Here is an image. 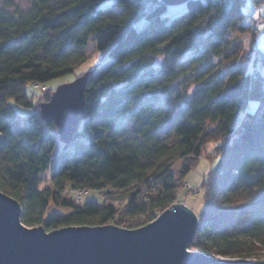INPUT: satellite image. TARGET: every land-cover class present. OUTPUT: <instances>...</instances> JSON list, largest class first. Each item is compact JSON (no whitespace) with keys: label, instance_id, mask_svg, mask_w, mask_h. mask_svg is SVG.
Segmentation results:
<instances>
[{"label":"trees","instance_id":"1","mask_svg":"<svg viewBox=\"0 0 264 264\" xmlns=\"http://www.w3.org/2000/svg\"><path fill=\"white\" fill-rule=\"evenodd\" d=\"M248 1L264 2L190 0L171 17L162 0H30L26 8L0 0V189L22 204V221L46 230L145 224L175 202L215 142L188 247L247 257L264 246V79L259 67L227 69L257 50L253 25L243 23ZM235 32L251 33L252 48ZM90 41L111 62L89 69L85 117L63 142L40 109L54 90L26 87L74 72ZM77 189L104 199L77 202Z\"/></svg>","mask_w":264,"mask_h":264},{"label":"water","instance_id":"2","mask_svg":"<svg viewBox=\"0 0 264 264\" xmlns=\"http://www.w3.org/2000/svg\"><path fill=\"white\" fill-rule=\"evenodd\" d=\"M162 1L175 5L190 0ZM88 74L59 85L40 104L43 117L56 123L63 142L73 139L85 117ZM22 213V204L0 189V264H264L189 249L200 218L182 202L133 229L111 223L47 231L43 225H26Z\"/></svg>","mask_w":264,"mask_h":264},{"label":"rangeland","instance_id":"3","mask_svg":"<svg viewBox=\"0 0 264 264\" xmlns=\"http://www.w3.org/2000/svg\"><path fill=\"white\" fill-rule=\"evenodd\" d=\"M14 4L17 5L20 8H26L30 4V0H13ZM113 1V0H110ZM109 2V1H108ZM106 4V3H105ZM186 8V3L182 4H175V5H169V9L167 12V15L169 16H174L176 13L183 11ZM245 11L246 15L243 20V23L245 25H253L252 29L254 32L257 33L256 41L254 42V47H257V50L252 51L251 53V58L250 59H245V60H239L237 63H234L231 67H227V69H242L245 73H251L255 69V67H259L260 74L263 76L264 79V66L262 65L260 59H256L259 55V48L264 49V2L261 3L260 5H255L252 4L251 1H248L246 6H245ZM235 34H240L239 38H242L244 41L245 45L247 48L251 47V33H240V32H235ZM252 48V47H251ZM84 50L86 53H88L90 56L87 59V61L83 62L74 72L66 74L64 76L52 79L48 82H46V86L44 88H41L40 90H45V89H52L56 90V88L63 84L67 83L70 81H73L77 77L85 74L86 72L89 71V69H95V73H98L105 65H107L109 62H111L110 57L103 58L100 52L96 49L95 47V42L90 41L88 45L84 47ZM249 50V49H248ZM164 58L160 57L159 62H161ZM253 61L259 62L257 63L258 66L253 64ZM218 59H214V63H217ZM226 69V70H227ZM194 84L191 86L190 91L194 88ZM27 91L29 94L33 95L35 92L40 94L39 89L33 88L32 84H29L27 87ZM262 100L264 101V80L262 82ZM36 90V91H35ZM38 96V94H37ZM35 96V98L37 97ZM251 105H255V103H251ZM17 111H19L21 114H28L33 111L32 108H24L19 105H15ZM250 107V106H249ZM248 107V108H249ZM246 112H241L237 115V117L233 120L232 122V127L238 128L240 123L242 122L243 118L245 117ZM214 145H216L215 142L210 143L207 147V151H205L199 158L196 163V165L191 169V171L188 173V175L185 177V185L180 187L177 193V199L175 200L174 203L182 202L185 205L189 206L194 212H196L199 216V213L201 210L204 208V194L203 190L200 188L201 181L206 174V172L211 168V166H214L217 163V158L213 156L214 154ZM82 192V195L80 194ZM74 196L76 197L77 202L93 199L99 202H102L104 199V196L101 192L97 190H87V189H80V190H75L73 191ZM79 195L82 196V199L80 200ZM112 202L116 207L120 206V200L116 199L114 201H109ZM173 203V204H174ZM172 204V205H173ZM170 205V206H172ZM169 206V207H170ZM168 207V208H169ZM54 207L50 208L53 209ZM49 209V210H50ZM58 210H63L62 208H58ZM163 212V211H162ZM161 212V213H162ZM158 213L156 218L161 214ZM154 218V219H156ZM153 219V220H154ZM151 220V221H153ZM144 218H136L132 221H129L131 225L130 227L125 228H138L140 226H143L147 224L148 222L144 223ZM149 221V222H151ZM115 224V223H112ZM40 223H36L33 226H39ZM119 226V225H118ZM32 227V226H30ZM64 227V226H63ZM122 227V226H121ZM60 228V227H59ZM57 229V228H54ZM53 230V229H51ZM47 230V231H51ZM191 249V248H189ZM192 250H197V249H192ZM211 256H214L216 258H229V259H234V258H248L250 260L254 261H261L264 260V246H259L256 247L255 249L251 250L249 253V256H238V255H233V256H222L219 254H210Z\"/></svg>","mask_w":264,"mask_h":264},{"label":"built area","instance_id":"4","mask_svg":"<svg viewBox=\"0 0 264 264\" xmlns=\"http://www.w3.org/2000/svg\"><path fill=\"white\" fill-rule=\"evenodd\" d=\"M45 87V85H42L41 83H34V88L35 89H41V88H44ZM80 194L82 195V192H80ZM81 195H79V198H80V200L82 199V196Z\"/></svg>","mask_w":264,"mask_h":264}]
</instances>
